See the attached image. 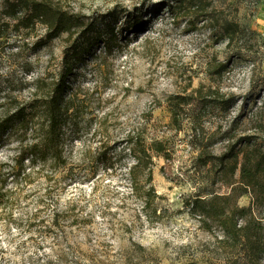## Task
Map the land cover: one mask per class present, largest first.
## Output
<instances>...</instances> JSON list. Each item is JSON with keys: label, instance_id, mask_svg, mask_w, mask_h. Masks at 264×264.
<instances>
[{"label": "rangeland", "instance_id": "obj_1", "mask_svg": "<svg viewBox=\"0 0 264 264\" xmlns=\"http://www.w3.org/2000/svg\"><path fill=\"white\" fill-rule=\"evenodd\" d=\"M54 1L83 14L118 7L138 23L121 19L128 41L97 47L69 77L58 160L25 155L40 117L34 132L17 124L0 136L11 190L0 207V264H264V250L234 244L185 206L241 187L245 153L264 152V0ZM226 23L238 27L231 40ZM43 33L0 39V117L56 81L68 35L35 48ZM132 135L166 149L155 157L158 222L131 188ZM237 206L247 209L238 226L264 228L263 191L243 193Z\"/></svg>", "mask_w": 264, "mask_h": 264}, {"label": "trees", "instance_id": "obj_2", "mask_svg": "<svg viewBox=\"0 0 264 264\" xmlns=\"http://www.w3.org/2000/svg\"><path fill=\"white\" fill-rule=\"evenodd\" d=\"M127 15L125 10L118 7L104 13L83 14L64 8L54 0H1L0 39H9L11 32L15 35L21 34L25 38L35 33L39 27H43L44 33L34 42L35 48L47 45L63 33L68 35V44L63 49L61 69L50 91L44 97L18 106L14 112L0 117V136L17 124L34 132L37 130L36 120L40 117L44 122L41 125L43 130L40 139L27 147L25 155L30 157L31 161L39 159L44 163L58 160L61 157V128L68 110V79L79 62L95 54L97 47L104 53H109L121 44L122 40L128 41L123 34L130 27H119L121 19ZM176 15L177 13H174V16ZM128 16L131 26L138 23V18ZM237 31L238 27L232 23L223 25V32L229 34L230 40ZM196 92H200V89H196ZM223 102L219 101L218 104ZM179 103H172L171 109L172 123L177 127L180 123L175 108ZM128 142L135 161L129 171L132 191L141 200V210L147 220L151 223L158 222L162 218L161 213H157L158 201L162 197L153 184L155 157L166 156V149L163 142L147 143L138 135H132ZM207 146L202 145L204 151ZM223 158L221 157V160ZM225 158L228 159L226 171L235 172L237 163L229 161L231 156ZM240 177L241 187H234L229 195L213 194L209 198L198 195L187 199L185 206L191 215L199 217L204 226L210 227L214 224L221 229L223 236L230 238L234 244L245 239L247 249L258 252L264 250V228L260 225L256 228L249 227V223L238 226L239 218L247 209L237 206V198L247 191L252 194L257 191L264 192V152L261 149L245 153ZM9 178L7 165L0 162V207L9 201Z\"/></svg>", "mask_w": 264, "mask_h": 264}]
</instances>
